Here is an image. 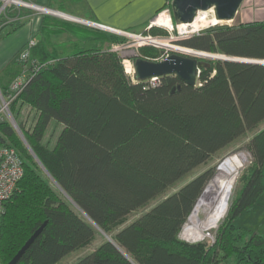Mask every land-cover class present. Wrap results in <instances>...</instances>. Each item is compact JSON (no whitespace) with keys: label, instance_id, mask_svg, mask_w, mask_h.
Segmentation results:
<instances>
[{"label":"trees","instance_id":"trees-1","mask_svg":"<svg viewBox=\"0 0 264 264\" xmlns=\"http://www.w3.org/2000/svg\"><path fill=\"white\" fill-rule=\"evenodd\" d=\"M7 15L15 18L13 31L23 25ZM87 29L42 14L35 45L14 70V77L23 70L27 76L10 109L15 118L24 104L35 110L33 126H19L46 171L14 126L0 121V144L14 147L24 168L0 217V264H7L43 224L17 264H58L91 244L97 228L110 238L74 264H221L230 257L236 264H264V233L234 223L264 191V128L249 142L253 161L214 239L191 242L180 236L212 170L148 208L215 153L264 123V63L199 58L201 85H186L175 75L151 85L133 81L123 58L106 45L117 36ZM65 32L75 40L56 47L54 38ZM179 44L264 61V19L208 27ZM139 51L149 60L157 53L150 47ZM0 89L7 94L9 86ZM53 120L62 129L50 146L44 139Z\"/></svg>","mask_w":264,"mask_h":264},{"label":"rangeland","instance_id":"rangeland-1","mask_svg":"<svg viewBox=\"0 0 264 264\" xmlns=\"http://www.w3.org/2000/svg\"><path fill=\"white\" fill-rule=\"evenodd\" d=\"M243 10H244L242 12L243 14L239 13L237 15V17L234 19V22L232 21L231 23H222V24L220 23V24H217V25H236V24H239L241 21H244V20L245 21H247V20L250 21V20L263 19V17H261L260 14H255L256 12H255L254 8H252L250 10H246L244 8ZM206 14H207V18L208 19L212 18V15H211L210 12H206ZM57 18L61 19V20H66V21L74 23V24H78L81 27H87L88 28L87 30H90V29L101 30V31L107 32L109 34H113V35L117 36L118 37L117 41L110 40V41L106 42V45L108 47H110L111 50H114V51L118 52L119 55L121 56V58H123V60L124 59L129 60L131 62V64H132V66H133V69H134L133 59L135 58V55L141 56L140 51H139L140 48H142V47L143 48L144 47H148L149 48L150 47V48L156 50V52H157L156 53V57L153 60H156L157 58H159L164 53V51H166L168 49V46H166V45H164V46L161 45L160 46L159 44H154V43L141 44L138 40L134 39L133 37H131L129 35L118 34V33L110 32V31H106L104 29L98 28L97 26H93V25H90V24L88 25L85 22L84 23L83 22L80 23L79 21L78 22L71 21V20H67V19L61 18V17H57ZM152 27L157 28L156 33L150 32L151 28H149L147 31H145L143 33V35L144 36H152V37L157 38V39H171V37L173 39H176V38H179V37L183 36V35H179V32H178L175 24H173V27H174L173 30L172 29H168V28L163 27V26L160 27V26L153 25ZM208 27H212V26L210 25ZM208 27L204 28L203 30L207 29ZM6 28H8V27H6ZM6 28L0 32V40H3L6 37L7 32H8V29H6ZM193 34L194 33H190V34H187V35L189 37V36H191ZM165 44L170 45V46H175L177 48H181V46H182V45L179 44V40L173 41V42L170 41V43H165ZM181 49L188 50L189 53L181 52V51H177V50H173V53H176V54H179V55H182V56H193L191 53H195V52L192 51V49L185 48V46H182ZM126 51H132V54L129 55V56H125L124 53ZM22 52H23V49L21 51H19V52H15L14 53V56L12 57L13 65L21 60ZM206 54H209V53H203V55H206ZM210 54L211 55H220V54H213V53H210ZM127 74L130 77H132V76H134V71L132 73H127ZM0 104H1V96H0ZM11 104H12V102L9 104V111L8 112L0 114V121H3V120L9 121L14 126L12 120H15V123L18 126H19V123H22L24 125V127H26L27 129L32 127L34 122H35V119H36L35 110L32 109L30 106L24 104V105H22L20 107L19 118H15L14 112H12L11 109H10ZM19 128L21 129L20 126H19ZM263 128H264V123H262L259 126L258 129L254 130V131L247 132L243 136H241V137L237 138L236 140H234L233 142H231L225 148H223L220 151H218L217 153H215L206 163L201 164L200 166H198L197 168L192 170L190 173L185 175L178 182H176L172 187H170L165 192L164 195H161L158 199L153 200L148 205V208H150L151 206L156 204V202L159 199H161L162 197H164L165 195L171 194V193L177 191L184 184H186L187 182H189L190 180H192L193 178H195L199 174H201V173H203V172H205L207 170H212L213 171V175H212L211 179L209 180V182L207 183V184H209L210 181L212 180V178L219 172V170L221 169V167L224 164V161L229 156H231L233 154H236V153H245V154H247L249 156V162H248V164H246L238 172V175L236 177V180H235V183H234V186H233V189H232V193H231V196H230V199H229V204H230L232 202L233 198L235 197L239 187H241V184H242L241 176L249 168V166L251 165V162L253 161L252 154H251V152L248 149L249 142H250L251 138L256 134V132L258 130L263 129ZM61 129H62V124L57 122V121H55V120H53L51 122V125L48 127V130H47V133L45 135L44 141L47 142L50 146H53L56 143V140H57V138H58V136H59V134L61 132ZM21 131H22V129H21ZM17 133H18V131H17ZM22 133H23V131H22ZM23 135H24V133H23ZM23 142H24V140H23ZM263 175H264V166H263ZM145 210H146V208L139 209V210L131 213L129 215V217H128V220L125 222L124 225L128 224L129 222H131L134 219H136L137 217H139ZM228 211H229V209H228ZM228 211H227V213H228ZM186 223H188V220H187ZM234 223L238 227H247V228H249L251 230H254L255 232L264 233V191L261 194V196L255 201V203L248 210L240 213L235 218ZM185 225H184V227H185ZM217 228H218V225H217L216 228H214L211 231H209L208 235L205 238L201 239V240L211 241L214 238V236H215V232H216ZM183 232H184V229H182V232H181V235H180L181 238H183V239H185L187 241H192L190 239H186L184 237V235H183ZM209 234H210V236H209ZM106 238H110V236L108 234L104 233L100 228H97L96 238L92 241L91 244H89V245H87V246H85V247H83L81 249H78V250H76L74 252H71L69 255H67L65 258H63L58 264H74L79 258H81L82 256H84V255L92 252L94 249H96ZM221 264H236V261H235L234 257H230V258H226Z\"/></svg>","mask_w":264,"mask_h":264},{"label":"crops","instance_id":"crops-1","mask_svg":"<svg viewBox=\"0 0 264 264\" xmlns=\"http://www.w3.org/2000/svg\"><path fill=\"white\" fill-rule=\"evenodd\" d=\"M37 5L46 7L63 15H52L67 20L76 19L99 23L121 31L131 33H144L155 20L160 11L172 6L173 0H27ZM255 9V14H260L264 19V0H244L239 13L243 9ZM23 24L16 30H12L11 22L5 16L0 17V32L8 29L7 35L0 40V87H8L14 79V70L17 63L13 65L12 57L15 52L21 51L30 40L36 39L39 32L42 15L34 10L22 8L21 10H10ZM236 15V17H237ZM247 15V14H246ZM6 19V21H5ZM15 19V18H14ZM80 22V21H79ZM82 23V22H80ZM160 23L168 28L173 24L168 16L162 15ZM75 37L70 33H61L54 38V45L62 47L64 42H72ZM1 91V89H0Z\"/></svg>","mask_w":264,"mask_h":264},{"label":"water","instance_id":"water-1","mask_svg":"<svg viewBox=\"0 0 264 264\" xmlns=\"http://www.w3.org/2000/svg\"><path fill=\"white\" fill-rule=\"evenodd\" d=\"M243 1L244 0H173L171 7H172L173 18L177 23H191L194 21L198 11H208L211 9H213L214 15L218 20L229 21V20H234L236 18V15L239 12V9ZM58 15H60V13ZM203 53H208V52L195 50L193 56H182L176 53H172L167 58L160 61L149 60L144 57L135 55V61H134L135 79L141 81H147L154 77L160 78L165 75H175L184 84L189 86H195L197 84L200 69L204 65V63L201 60H199V58H217L228 61L264 63V61H254V60L237 58V57H227L224 55H211L210 53L203 55ZM174 90L175 88L173 89V91ZM12 122L14 124V127L18 131L19 135L24 140L27 147L30 149L31 153L37 160V162L45 170L44 166L41 164L40 160L37 158L33 150L30 148L29 144L27 143L26 138L24 137L19 126L15 123V120H12ZM207 186L208 184L206 185V187ZM231 193H232V189L230 185V187L227 189V192L225 193V199H224V209L226 213L229 209V199ZM200 198L197 200V203L200 200ZM194 209L195 207L193 208L188 218V221ZM44 226L45 224H43L39 229H37L33 233V235L27 240V242L23 245V247L7 264L18 263V261L21 259L25 251L34 242L37 236L42 232ZM199 240L201 239L192 240L191 242H195Z\"/></svg>","mask_w":264,"mask_h":264},{"label":"built area","instance_id":"built-area-1","mask_svg":"<svg viewBox=\"0 0 264 264\" xmlns=\"http://www.w3.org/2000/svg\"><path fill=\"white\" fill-rule=\"evenodd\" d=\"M22 8L34 10L39 15H42V14L57 15V14H59L56 11H53V10L48 9L46 7L37 5V4L32 3L30 1H27V0H0V17L5 16L7 20L14 19L12 17H9L7 14L10 13V10H12V9L13 10H15V9L21 10ZM202 12L205 14L206 18H207L206 12H210L212 17L215 16L214 11H210V10L198 11L195 19L198 18L200 16V13H202ZM54 13H57V14H54ZM61 14L62 13H60V15ZM164 14L168 15L170 22L172 24L176 25V28L179 32V35H183L182 37H179L176 39H173L172 37H171V39H157V38H154L152 36H144L143 33H139V34L131 33L128 31H121V30H118L115 28H111V27H108V26H105V25H102L99 23H94V22L80 20V19H76V20L83 22V23L85 22L88 25L90 24L93 26H97L98 28L104 29L106 31H110V32L118 33V34L129 35V36L133 37L134 39L138 40L141 44L154 43V44H159L160 46L161 45L164 46L162 44V40H164V42H166V43H170V41L173 42V41L182 40V39L187 38L188 37L187 34H190V33H182L180 31L179 24H181V23H177L174 20L172 8L170 6L163 8L160 11V13L157 15L155 20L150 24L149 27H152L153 25L160 26V27L161 26L166 27L165 25H163V23L158 22V18ZM211 19H209V20H211ZM211 26H216V24H212ZM166 28H168V27H166ZM168 29L173 30L174 27L172 26L171 28H168ZM203 29L204 28H202L201 30H203ZM201 30H199V31H201ZM199 31L194 32V33H198ZM33 45H35L34 39L30 40L28 42L27 46H25L23 48L21 60L26 61L28 59L29 53H30V48ZM181 48H182V46H181ZM173 50H177V49H174V48H171L168 46V49L166 51H164V53L159 58H157L156 60L160 61V60L167 58L170 54L173 53ZM177 51H180V50H177ZM192 51L195 52V49H192ZM181 52H183V51H181ZM191 54L193 55L194 53H191ZM124 60H123V62H124ZM124 66H125V64H124ZM125 70H126V68H125ZM26 76H27V73L25 70H23V72L21 74L14 77L13 81L9 85V89H8L7 94H3L0 91V96H1L0 114L6 113L9 111V104L22 91L24 82L26 80ZM131 78L133 79V81H136L135 72H134V76H132ZM158 82H159V78H156V77L151 78V79L146 81V83H149L151 85H156ZM197 85H201L198 80H197ZM23 175H24L23 163H22V159H21L18 151L14 147L0 144V217H1V214L4 210V208H5V203L9 200V198L15 192L17 185H18L19 181L22 179ZM209 236H210V234H209Z\"/></svg>","mask_w":264,"mask_h":264},{"label":"bare ground","instance_id":"bare-ground-1","mask_svg":"<svg viewBox=\"0 0 264 264\" xmlns=\"http://www.w3.org/2000/svg\"><path fill=\"white\" fill-rule=\"evenodd\" d=\"M210 11L213 10L211 9ZM164 16L168 15L164 14ZM161 17L162 15L158 18V22H160ZM232 21L234 22V20H218L215 16L209 20L202 12L193 22L179 24V28L182 33H194L212 24L231 23ZM165 43L166 42L162 40L163 45L189 53L188 50L170 46ZM124 54L125 56H129L132 54V51H126ZM124 63L126 72L132 73L134 69L131 62L125 59ZM248 162L249 156L245 153L233 154L224 161L219 172L212 178L204 190L188 223H186L184 227L183 235L186 239H203L208 235L209 231L217 227L219 220H221L226 214L224 209L225 193L230 185L231 189H233L238 172L248 164Z\"/></svg>","mask_w":264,"mask_h":264},{"label":"clouds","instance_id":"clouds-1","mask_svg":"<svg viewBox=\"0 0 264 264\" xmlns=\"http://www.w3.org/2000/svg\"><path fill=\"white\" fill-rule=\"evenodd\" d=\"M172 8V7H171Z\"/></svg>","mask_w":264,"mask_h":264}]
</instances>
